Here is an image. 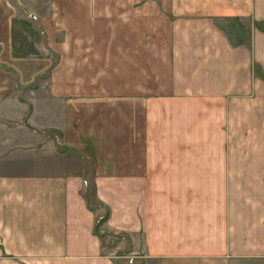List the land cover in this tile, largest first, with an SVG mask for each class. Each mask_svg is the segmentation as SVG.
<instances>
[{
    "label": "crops",
    "instance_id": "0c3cea01",
    "mask_svg": "<svg viewBox=\"0 0 264 264\" xmlns=\"http://www.w3.org/2000/svg\"><path fill=\"white\" fill-rule=\"evenodd\" d=\"M52 7L45 91L0 45V264H264V0Z\"/></svg>",
    "mask_w": 264,
    "mask_h": 264
},
{
    "label": "rangeland",
    "instance_id": "374dc122",
    "mask_svg": "<svg viewBox=\"0 0 264 264\" xmlns=\"http://www.w3.org/2000/svg\"><path fill=\"white\" fill-rule=\"evenodd\" d=\"M138 21L140 23L139 31L141 32H152L153 30L154 32H162L166 27L165 20ZM126 22L128 21L126 20ZM74 23L73 20L64 19L60 10L52 7V0H0V45L4 46L11 39L12 44H15V48L20 46L21 50L25 53L29 52V55L40 56L44 54L52 62L45 73L36 76L27 86L36 88L38 84H41L40 90H46L48 75L51 72L50 67L55 65L60 57L55 48L63 40L64 32L74 28ZM91 23L95 31H97L96 29L102 31L104 27L105 29L108 28L109 32H117L121 25L120 20H93ZM262 25L264 24L262 23ZM133 26V23H131L130 27ZM234 26L239 37L241 33H244L247 37L251 31V25L237 24L236 26V24H233ZM126 29L128 31L127 23ZM232 33L235 32L232 31ZM30 95L31 91L26 90L25 86L20 88L19 97L22 100ZM91 204L94 206L96 203L91 202ZM112 239L109 241L112 242Z\"/></svg>",
    "mask_w": 264,
    "mask_h": 264
},
{
    "label": "trees",
    "instance_id": "16d2710c",
    "mask_svg": "<svg viewBox=\"0 0 264 264\" xmlns=\"http://www.w3.org/2000/svg\"><path fill=\"white\" fill-rule=\"evenodd\" d=\"M261 28H262V26H261Z\"/></svg>",
    "mask_w": 264,
    "mask_h": 264
}]
</instances>
